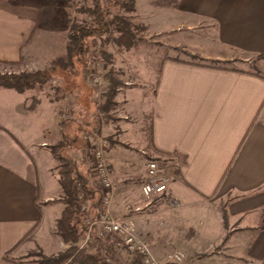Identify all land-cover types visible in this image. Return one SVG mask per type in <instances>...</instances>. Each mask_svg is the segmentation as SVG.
I'll list each match as a JSON object with an SVG mask.
<instances>
[{
  "label": "crops",
  "instance_id": "obj_1",
  "mask_svg": "<svg viewBox=\"0 0 264 264\" xmlns=\"http://www.w3.org/2000/svg\"><path fill=\"white\" fill-rule=\"evenodd\" d=\"M152 1L161 14L171 15L155 25L161 42L170 51L181 47L183 53L152 52L141 57L140 69L106 72L105 81L117 83L107 124L96 130L93 93L78 83L87 78L79 68L57 75L56 87L65 94L56 101L58 119L70 120L63 126L42 118L47 129L41 134V150L33 149L16 128L21 120L0 115V264H17L13 254L37 238L47 237L50 245L60 240L62 249L67 247L56 234L65 199L61 171L58 178H49L52 168L43 151L60 141L62 165L70 162L88 180L84 133L90 141L105 143L114 204L131 205L127 217L135 219L138 233L148 225L140 238L153 252L167 251L162 239L167 235L162 234L171 218L160 211L143 212L148 203L138 205L136 194L142 197L139 182L146 172L139 165L145 158L166 166L171 176L166 194L179 200V212L199 221L205 235L217 232L223 264H264V0ZM49 7L43 0H0L1 62H18L38 31L57 29L54 17L44 16ZM186 52L199 59H184ZM252 56L259 62L253 70L208 63L248 62ZM109 62L107 67L113 66L111 54ZM63 76L71 79L66 87ZM118 99L120 107L114 104ZM66 110L71 118L65 117Z\"/></svg>",
  "mask_w": 264,
  "mask_h": 264
},
{
  "label": "rangeland",
  "instance_id": "obj_2",
  "mask_svg": "<svg viewBox=\"0 0 264 264\" xmlns=\"http://www.w3.org/2000/svg\"><path fill=\"white\" fill-rule=\"evenodd\" d=\"M101 1V0H100ZM102 2V1H101ZM136 2L133 5V11L130 13H124L122 10L115 8L111 4L113 3H103L107 8V15L106 20H110L113 15L116 14H124L128 17L129 23L132 25L133 32L135 33V39L139 41V43L131 48V49H120L118 50L116 46L113 45V39L116 37V34L118 30H116L115 33H110L103 37L101 40H95L92 44V48H99V51L102 55V51H106L109 54L108 61L102 60L100 64V72L101 76L103 77L104 83L102 85L103 91L102 95L100 96V105H97L93 94L91 99V104L93 106V112H94V123L95 127L97 126L98 129L103 127L105 124L109 121V115L108 111L105 108L106 104V98H105V92H107L109 82L105 81L104 74L109 72L110 69L112 70H119L123 73L121 70H129L133 71L135 69H140L139 64L142 62L140 61L141 57L145 55H150L152 52H157L161 54H165L166 56L168 54H179L183 53V50L181 47L177 48L176 50L170 51L161 41H163V37H159L160 34L156 33L155 25L158 26V23H166L165 17H170L169 14H161L158 9H155L156 6L154 5L152 0H136ZM90 2H85L83 0H76L72 2V5H70L67 8H64L63 10H59L56 7H49L48 10L44 11V16L47 19H51L54 17V20L58 22L57 29L52 26L49 29H44L41 34L37 33L35 39H33L30 44L25 46L21 50V58L16 63H9V62H2L0 63V77L10 74L19 75L22 73H31L36 71H44L46 73L53 72L54 76L45 85H38L34 89L26 91L23 94H18L13 90L6 89L3 87H0V115L4 117H13L17 120V123L20 124L16 125V128L21 129V133H23L25 136H27L28 144L32 145L33 149L41 150L43 147H41V134L45 132L47 127L42 123V118L44 120L50 121L51 118L53 122L58 121L56 124L63 125L64 123H67L69 120H61L58 119V113L61 112V110L57 111L56 108V101L60 100L62 96V92L60 91L63 89V87L60 89L59 87H56L60 85V82L58 80V74L60 71H62L57 64H60V60H64V57L66 55V46L68 42L69 37V29L71 24L75 22H80L87 18V16L83 13V8L86 7V5H89ZM155 6V8L153 7ZM82 8V9H81ZM169 20V19H168ZM51 24H49L50 26ZM56 25V24H55ZM112 28H116L115 26H112ZM197 30L199 33V28L195 29L194 32ZM175 52V53H174ZM110 54L113 56L114 64L111 67H107V64L111 65L110 61ZM114 54V55H113ZM186 60L190 61H197L199 58L198 56L190 55L186 52V55L182 56ZM1 62V61H0ZM209 65H218L219 67H225V68H241V69H248L253 70L252 65H254V69L259 68L258 67V59L256 57H251L248 59V62H242L238 60H231L227 62H219V61H208ZM249 65V66H248ZM251 65V66H250ZM107 69H105V67ZM114 67V69H113ZM53 68V69H52ZM49 70V71H48ZM67 71V70H66ZM124 76H126L124 74ZM61 78V77H60ZM80 78V77H79ZM78 78V79H79ZM110 78V77H109ZM83 79V78H82ZM112 79V78H111ZM62 82L61 85H65L70 83V78L68 76H63L61 78ZM81 80V79H80ZM54 81V82H53ZM132 82L134 84L139 83L137 81V78L132 77ZM79 84H83L84 88L88 86L89 90L93 93V88L86 78L83 79V82L79 81ZM77 83V84H78ZM86 83L88 85H86ZM58 84V85H57ZM82 85V86H83ZM63 91V90H62ZM115 95V91H114ZM114 99V98H113ZM112 99V100H113ZM81 100V99H80ZM117 101V100H116ZM120 100L118 99V102H115L114 104L118 107L121 106ZM82 102V101H81ZM103 107V110H105V118H101L97 111H99V108ZM112 107V106H111ZM66 112V113H65ZM65 114H67L65 117L71 118V115H69V112L67 113V110L64 111ZM47 117V119H46ZM103 117V115H102ZM56 118V119H55ZM55 119V120H54ZM30 125H28L29 129L27 128V125H25L24 121ZM84 121V125H85ZM94 125V124H93ZM54 126V125H53ZM64 126V125H63ZM84 131L86 130L85 126H83ZM97 129V130H98ZM86 139V140H84ZM83 145L84 150L86 149V144L88 142H91L92 144H98L90 141V136L88 133H84L83 137ZM84 141L86 144H84ZM103 142V141H102ZM60 141H53L52 146L45 147L48 150H44L45 156L47 157V162L45 163L48 168L50 169V177L53 180L59 175V172L62 171V163L60 162L59 158L64 157L65 151L58 147L57 144H59ZM104 143V142H103ZM105 144V143H104ZM60 148L62 151L57 150ZM106 148V145L104 149ZM40 152V151H39ZM51 154V155H50ZM42 155V154H41ZM63 155V156H62ZM57 160L56 162L53 160V158ZM150 158H145L144 160L140 161L142 164L139 165V167L142 165L146 166L147 162L150 161ZM158 161V160H157ZM43 162H45V159H43ZM37 167L39 171V178H43V170H40L41 167H43L37 159ZM64 168V166H63ZM142 183V179H140L139 186ZM140 188V187H139ZM140 191V189L133 190L135 193L137 191ZM116 193H114L115 195ZM137 198L139 199L138 205L143 204H150L148 205L144 211H153L155 213L161 212L169 214L171 221V226L169 227V230L163 231L164 233L162 235H167L166 237L163 236L162 239L166 245L163 247L167 250L161 253H156L152 251L154 257L160 262V264H175V263H166L165 257L170 254L171 252L175 250H179L184 254V260L178 264H223V261L221 258H219L218 253L220 254L221 245H216L219 243L217 240V232L215 230L209 231L210 234H204L206 232L202 231V225L199 224V221L195 220L194 218H188L187 215L189 213H182L179 212L180 209L177 210H169L167 206L165 205V199L164 198H154L148 202L147 199H145L142 195V197H138L139 195L136 194ZM59 202V201H57ZM117 200V204H114V200L112 203V212L113 216L117 219L126 218L129 215V210L132 209L131 205H129L128 202H123ZM122 207V209H120ZM151 209V210H150ZM141 212V213H143ZM134 219V218H133ZM150 220V219H149ZM135 221V219H134ZM145 222L143 223V226H145ZM136 224V223H135ZM146 228L141 227V230L139 233L136 228V233L141 237L140 233L143 235L145 234L144 231H148V225L145 226ZM52 231V230H50ZM153 233V232H152ZM161 239V240H162ZM57 240V239H56ZM119 241V240H115ZM56 243H50L49 240L46 238H39L36 239V242H33L32 244H29L28 247L25 249H20L17 252L13 254L15 256V260L17 261V264H43L44 258H48L50 256H54L62 251H64L66 248L62 249V246ZM50 245V248H47L46 246ZM212 246V247H211ZM49 247V246H48ZM150 247V246H149ZM208 248L210 249V252H200L199 249L202 248ZM205 257V258H204ZM119 264H128L129 261L126 257H123V254L117 258ZM99 264V263H98Z\"/></svg>",
  "mask_w": 264,
  "mask_h": 264
},
{
  "label": "trees",
  "instance_id": "obj_3",
  "mask_svg": "<svg viewBox=\"0 0 264 264\" xmlns=\"http://www.w3.org/2000/svg\"><path fill=\"white\" fill-rule=\"evenodd\" d=\"M45 3L59 10L72 5L76 0H43ZM90 2L83 8V13L87 16L80 22L71 24L69 29V37L66 46V55L64 60H60L57 66L63 70H73L79 68L82 75L87 76L88 64L92 44L96 40H101L110 34L109 28L117 27L116 37L113 39V45L118 49H131L135 47L139 41L135 39L132 25L128 21V17L124 14H116L108 21L106 20L107 8L100 0H83ZM135 0H115L111 5L122 10L124 13L133 11ZM82 9V8H81ZM104 61H108L109 55L106 51H102ZM2 63V62H0ZM106 68V66H104ZM53 69V68H52ZM49 71V70H48ZM54 76L53 72L46 73L44 71H36L31 73H22L19 75L10 74L0 77V87L10 89L18 94L34 89L38 85H45ZM117 83L110 81L107 92H105L106 104L108 110L112 102L115 85ZM96 130L98 127H95ZM62 146L64 145L61 143ZM64 159V158H63ZM64 166V168H63ZM62 171L60 172V186L65 195L64 209L56 224V234L63 241L67 248L48 258H44L43 264H98L99 253L102 248L110 250L116 256L113 248L95 237V246L90 251L79 249V243L83 238L86 228L84 215L77 209V202L74 197L73 184L80 181L89 193V201L91 209L89 215L94 216L96 205L99 201V193L88 185L87 175H78L70 162H63ZM167 195V194H166ZM128 264H139L138 257H134Z\"/></svg>",
  "mask_w": 264,
  "mask_h": 264
},
{
  "label": "built area",
  "instance_id": "obj_4",
  "mask_svg": "<svg viewBox=\"0 0 264 264\" xmlns=\"http://www.w3.org/2000/svg\"><path fill=\"white\" fill-rule=\"evenodd\" d=\"M103 3L115 0H101ZM126 3V0H122ZM116 28H109L110 33H115ZM103 57L99 48H92L88 64L87 79L93 88V97L97 105H100V96L103 94V77L100 72V64ZM101 118H105L103 107L97 111ZM103 115V117H102ZM105 144L100 141L97 145L87 143L85 152L90 160L91 172L88 177V185L99 193V201L96 205L94 216L89 215L91 209L89 193L80 181L73 184L74 197L78 211L84 215L86 228L83 238L79 243V249L90 251L94 248L95 237L111 246L116 256L102 248L99 253V264H119L117 258L123 254L130 262L138 257L139 264H160L154 257L147 243L136 233V224L132 217L117 219L113 216L112 203L114 198V185L109 166L105 157ZM171 176L164 164L156 160H150L146 164V172L141 184V195L150 202L154 198H164L169 210L180 207L179 200L174 196L166 195ZM119 240L118 242L115 240ZM184 254L175 250L165 257L166 263L178 264L184 260Z\"/></svg>",
  "mask_w": 264,
  "mask_h": 264
}]
</instances>
